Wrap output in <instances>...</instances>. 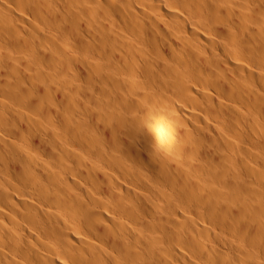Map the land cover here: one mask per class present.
I'll list each match as a JSON object with an SVG mask.
<instances>
[{"label": "bare ground", "instance_id": "bare-ground-1", "mask_svg": "<svg viewBox=\"0 0 264 264\" xmlns=\"http://www.w3.org/2000/svg\"><path fill=\"white\" fill-rule=\"evenodd\" d=\"M0 264H264V0H0Z\"/></svg>", "mask_w": 264, "mask_h": 264}]
</instances>
